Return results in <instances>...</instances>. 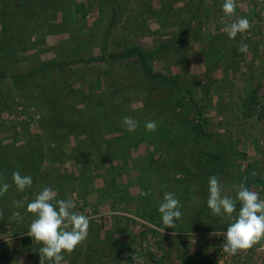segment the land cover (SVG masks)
Listing matches in <instances>:
<instances>
[{
	"label": "rangeland",
	"instance_id": "rangeland-1",
	"mask_svg": "<svg viewBox=\"0 0 264 264\" xmlns=\"http://www.w3.org/2000/svg\"><path fill=\"white\" fill-rule=\"evenodd\" d=\"M47 1L48 4L31 5L27 29L28 37L36 34L44 37V42L38 47L32 43L26 53L20 54L26 59L9 65L8 69L11 75L24 76L46 64V69L33 77L44 85L35 92L39 99H54L50 89L52 85H59L60 70L69 66L65 62L79 58V63L71 65L70 69L84 70L85 66L95 64V60H109L112 53L122 52L126 47L136 46L155 53L147 58L149 66L155 73L171 79L149 80L145 68L130 59L126 60L130 61L127 66L113 68L106 95L97 96L92 79L73 81L74 87L87 96L86 105L91 107L87 112L92 117L99 112L93 109L94 104L106 96L115 120L122 107L125 112L128 108L135 110L137 113L129 116L136 121V115L141 117L135 132L127 131L119 123L111 126L107 115L89 121L90 129H94V125L98 128V123L102 125L99 130L105 129L103 134L97 132L103 139L100 144L93 140L88 142L84 132L82 135L75 134L77 131L66 132L64 127L50 122L56 112H63L67 117L71 114L70 105L65 109L61 107V100L72 104L76 99L69 89L60 95L59 101L56 97L54 103L47 100L48 103L40 107L25 99L22 87L13 85L10 80L0 81L1 98L5 102L0 107L3 127H0V139L1 147H5H0V177L2 182L12 181V174L6 175L9 169L5 167L11 164L12 157L13 162L21 158L17 161L29 169V173L21 172V175H30L33 179L31 188L26 191L20 192L13 185L0 196L3 212L0 242H5L0 244V264H32L30 259L33 264L39 263L35 256L40 244L34 242V246L26 248L22 238L27 237L29 226L36 218L27 211V204L45 186L57 193V199L72 201L73 211L89 218L87 239L76 248L84 253L88 242L94 239L95 264H130L139 240L154 234L140 227L135 218L161 229L158 205L165 192L175 193L181 202L183 215L176 226L180 234L160 235L157 247L164 252V257L159 262L147 258L143 264L170 263L172 248L177 250L175 258L185 253L183 263L186 264H250L252 260L254 264H264L256 252L252 253L253 259L251 255L245 260L238 252L236 255L225 253L224 238L218 235L226 232L222 227L231 220L212 215L207 207L208 181L212 175L219 177L225 194L235 197L233 185L243 182L264 199V0H236L237 8L232 17L223 12L224 0H118L123 7L114 29L110 28L111 10L108 9L112 5L103 4L100 9L87 11L82 18L86 25L78 31L83 37L89 33L91 36L83 44L84 48L76 45L74 54L69 50L70 43L57 47L70 37L68 30H62L64 26L49 35L41 24L47 17L54 18V22L63 18V8L58 5L62 0ZM50 3L56 6L51 9ZM13 8L16 10V6ZM240 17H246L251 28L230 39L222 29ZM191 21L196 33L193 36L181 34V28ZM86 27L90 28L89 32ZM129 34L131 37L123 44ZM242 43L248 45L247 53L238 51ZM161 45L166 48L158 52ZM89 46L92 48L88 49ZM57 51H61V55ZM98 67L107 68L104 62H99ZM253 96L256 100L250 104L247 100ZM83 106L79 105L77 110ZM148 121L157 123L155 132L145 130ZM201 123L204 125L199 131ZM31 151L38 161L33 168L27 164ZM206 153L221 158L216 164L210 163L213 170L206 166V162L211 161ZM22 168L24 165L17 167L20 171ZM15 201H23L24 206L16 207ZM240 207L237 202V213ZM13 213H19L22 222L10 220ZM197 224H207L215 230L196 232ZM188 233L193 236L188 241L191 246H187L185 240L178 241L181 244L174 247L173 243L169 244L172 241H167L168 238H184L183 234ZM260 244L261 241L253 249ZM99 255L104 256L97 262Z\"/></svg>",
	"mask_w": 264,
	"mask_h": 264
},
{
	"label": "trees",
	"instance_id": "trees-1",
	"mask_svg": "<svg viewBox=\"0 0 264 264\" xmlns=\"http://www.w3.org/2000/svg\"><path fill=\"white\" fill-rule=\"evenodd\" d=\"M60 1V0H59ZM47 0H0V81H6V80H10L11 83L15 86H20L22 87L21 89V94L23 93L25 96V99L30 102L33 103L35 102V105L43 107L46 105L47 100L49 102L54 103L55 98L57 97V100H60V95L65 94V90L69 89L72 96L75 97V101L72 104L68 103V100H61V107L62 109H65L64 107H67L70 105L71 109V114L69 115V117H67L63 112L59 113L56 112L55 113V117H52V120H50V122L53 121V126L54 125H60L62 127H64L65 131L67 132H75V134L77 133L78 135H82L84 133L87 134V139L89 140L88 142H90L91 140H93L95 143L100 144L102 142L103 139H101V137L98 136V130L99 127L102 126L99 123L97 124L98 128H95L94 125V129H90L89 125L87 126V123L89 121H96L98 120V117H103L104 115L108 116V123L113 126L114 124L119 123L120 125H122V119L123 117L129 116V115H135V113H137L135 110H130L129 108L127 109L128 112H125V110L120 108L118 109L119 114L116 117V120L114 119V116L111 112L112 105L111 103L108 101L107 96L105 97L104 100H100L97 102V105L94 104L93 109L98 110L99 112H95L94 115H96L95 117H92V114H89L87 112V110H91V107L86 105V101H87V96L84 94V92H82L80 89L74 87V83L73 81H79V80H83L85 82H87L89 79L94 80L92 82L95 83L93 84L92 87H94L96 89V91L98 92V97H100L101 95L106 93H109L108 90V82L110 81L109 77L110 74H113V68L114 67H122L124 64H126V66L130 63V61H126V60H136L134 63L139 62L146 70V75L148 77V79H159V78H163L165 80L170 81L171 78L167 77L165 74L162 73H155L152 68L149 66L148 62H147V58L150 56H153V52L150 51H146L140 47H130V48H125V50H123L122 52H115L112 53L110 55V58L108 60L103 58L101 60H95V64H92L91 66H85L86 68L84 70H79L76 71L77 69H70L71 65H75L79 63V58H74L71 59V62H65L66 65H69L67 68H63L61 69V73L60 76L57 77L58 81H59V85H52V88L50 89V96L52 95V97L54 99L50 100V98H41L39 99L38 97H36L35 92H37V90L41 89L44 85L41 86L40 81H34L35 78H33L34 76H37L38 73L43 72V70L46 69V64H42L40 68H34L30 74H25L24 76H21L19 74H12L8 73V69H10L11 64H17L18 62H21L23 60H25L26 58H22L20 57V54L22 52L28 51L29 47L32 45V43H34L37 47L42 44V42H44V37H37L36 34L33 36H29L27 34V29L30 26V17H31V5L33 3H37V4H43V3H47ZM48 4V3H47ZM108 5L111 6V8L108 7L109 10V14H110V18H111V29H114L115 27V23L117 24L118 20H119V15L121 14V10L123 7V3H121L118 0H110L109 2L105 3L104 0L101 1H96L95 2H90V3H85L81 0L76 1V0H62L61 2L58 3V5H60L63 8V18L60 22H54L53 19L54 18H50L47 17V19L42 20L41 24L43 25L44 29L46 30V32L51 35L52 32H55L58 30L59 27L62 28V26H64V28H62V30L66 31L68 30L69 32V39L65 40L64 42H62L61 44H59L57 47H62L63 43H70L71 48H69V50L71 52H75V50H77L76 45H78V47L80 48H84L83 44L85 43L86 40H89L88 37L91 36L90 33L88 34L87 37H83L80 33H79V28L81 27H85V22H84V18L86 16L87 11L89 10H93V8H98L100 9L102 7V5ZM14 6H16V10L15 8H13ZM56 6V3H50V5H48V7H50L51 9H53ZM201 6V5H200ZM202 8V7H200ZM14 9V10H13ZM50 9V10H51ZM111 12V13H110ZM34 14V13H33ZM67 16V17H66ZM65 18V21H63V19ZM86 19V18H85ZM167 22V21H166ZM190 25H186L184 28H181L180 33L184 34H190V35H194L196 33L195 29L192 28V21L189 22ZM87 28V27H86ZM88 32L90 30V28H87ZM44 31V30H43ZM59 32V31H58ZM127 37H131V35L129 34L128 36H126V39L123 40V44L124 41L127 40ZM75 42V43H74ZM74 43V44H73ZM72 46L74 47V50L72 51ZM92 48L91 46L88 47ZM164 48H166L165 46L161 45L158 49L159 51L164 50ZM68 50V51H69ZM58 54L61 55V51H57ZM157 53V52H156ZM99 62H104L106 63V67L105 69H99L98 64ZM55 63V62H54ZM89 64V63H88ZM69 78L71 80H69ZM33 80V81H32ZM7 83V82H6ZM61 83V84H60ZM110 83V82H109ZM36 84V85H34ZM88 84V83H87ZM91 83L89 84V88L92 85ZM60 86V87H59ZM19 90V89H18ZM91 90V89H90ZM92 92V91H91ZM95 93V91H94ZM256 100V97H252L251 100H247L250 101L251 103H254ZM93 101V99H92ZM94 102V101H93ZM3 102V98H1V87H0V107L4 106ZM84 103V106H83ZM83 106L82 109L77 110L78 106ZM247 108L249 109V105H246ZM6 107H9L8 104ZM172 109L171 108H168ZM1 110V108H0ZM94 110V111H95ZM139 111V110H137ZM87 112V113H86ZM123 112H125V114H123ZM133 112V113H132ZM77 113L79 115H77ZM101 115V116H99ZM166 115H168L166 113ZM138 120V124L140 126L139 120L141 117H139V115L135 116ZM47 117H45L43 115V119L48 122V120L46 119ZM73 118L74 120L69 121L68 119ZM143 118V116H142ZM173 118V117H171ZM175 118V117H174ZM158 119V117H157ZM43 120V121H44ZM45 123V122H44ZM94 123V122H91ZM47 125V123H45V126ZM49 125V124H48ZM202 125H204L203 123H201L200 126H198V130L202 131ZM0 127H2V125H0ZM44 127V126H43ZM106 127V126H105ZM3 128V127H2ZM103 130H105L104 128L102 130H99L101 132V134H103ZM84 132V133H82ZM106 133H104L105 135ZM2 140L0 139V147L3 145ZM99 146V145H98ZM101 146V145H100ZM1 148H5V147H1ZM2 150V149H0ZM207 158H209V160L211 161H207L206 166L208 167L209 170H213L214 166H209L211 162H214V164H216L217 162H219L221 160L220 156H214L212 154H207L206 153ZM11 157V156H10ZM16 157V156H15ZM29 157H32L31 159ZM29 157H28V165L35 167L38 163L37 160L34 159L33 156V151L29 152ZM21 158H16V161H12L14 160L12 157L10 158V162L11 164H6L9 170L7 171L6 175L9 176V174H12L13 171L18 170L17 167H22V165H24V169L20 172L22 173H27L29 171L28 168H25L26 164L20 163L18 161H20ZM43 159V158H42ZM18 160V161H17ZM40 161V159H39ZM41 163V162H40ZM6 169V168H4ZM2 172V171H1ZM29 173V172H28ZM58 177V176H56ZM60 177V176H59ZM62 178V177H60ZM6 183H9L10 185H14L13 181H8ZM151 221L152 220H148ZM161 228H163V224L159 225ZM229 225L224 223V226L222 227V229H227ZM165 230H169L172 232H176L178 230L176 229H172V228H165ZM215 230L214 227L207 225V224H197L196 227L194 228V231L196 232H205V231H213ZM183 231V230H180ZM179 232V231H178ZM156 233V232H153ZM22 244L23 247H30L31 245H33V241L32 238L27 236L22 238Z\"/></svg>",
	"mask_w": 264,
	"mask_h": 264
},
{
	"label": "clouds",
	"instance_id": "clouds-1",
	"mask_svg": "<svg viewBox=\"0 0 264 264\" xmlns=\"http://www.w3.org/2000/svg\"><path fill=\"white\" fill-rule=\"evenodd\" d=\"M226 16L235 15L236 0H224L222 5ZM251 24L246 17H240L234 22L226 24L222 31L227 33L230 39H235L239 33L247 32ZM238 51L247 53V44H240ZM196 66V65H193ZM192 66V67H193ZM122 126L129 132H135L138 122L130 116L122 119ZM145 130L155 132L157 123L148 121ZM253 175H256L253 172ZM12 181L16 189L20 192L31 188L33 179L30 175H21L20 170L12 173ZM12 187L9 183L2 182L0 177V196H3ZM235 197L225 194L223 185L216 175H212L208 181L207 207L211 214L221 219L227 217L231 223L226 232L222 234L224 238L223 251L230 255H236L239 251L251 249L254 245L264 239V199L259 193L245 187L244 183L234 184ZM57 193L48 186L36 195L35 199L27 204V211L35 214V219L31 222L27 236L32 238L37 244L42 245L39 249V264H61L64 260V253L71 254L78 245L82 244L88 236L89 218L83 214L73 211L74 203L70 200L56 198ZM237 202L241 205L239 212H236ZM16 207H23V201H15ZM181 202L176 198L175 193L165 192L162 202L158 205L161 214L164 233L165 228L176 229L177 221L183 215ZM236 213V215H233ZM3 212L0 211V218ZM10 220L22 222L19 213H13ZM214 233H212L213 235ZM175 236V232L172 233Z\"/></svg>",
	"mask_w": 264,
	"mask_h": 264
},
{
	"label": "built area",
	"instance_id": "built-area-1",
	"mask_svg": "<svg viewBox=\"0 0 264 264\" xmlns=\"http://www.w3.org/2000/svg\"><path fill=\"white\" fill-rule=\"evenodd\" d=\"M135 220L140 222V227L143 226L145 227V229L148 228L149 231L151 230L152 232L156 233L151 235L153 236L151 238H143L139 240L137 248L131 256L130 264H143V261L147 258L152 259L155 262L161 261V259L164 257V252L157 247V240H159L160 235H172L173 232L164 231V233H162L160 229L154 226L153 224L138 220L137 218H135ZM8 234L10 235V231L8 232ZM222 234L223 233L218 235L219 238L220 236H222ZM3 243L5 242H0V244ZM253 247L246 251H239L238 256H240L242 260H245V258L251 256L252 253L256 252L261 257V260H264V239L261 240V244L259 245V247L256 248V250H254ZM225 259H227V257ZM222 263L223 262H221V264Z\"/></svg>",
	"mask_w": 264,
	"mask_h": 264
},
{
	"label": "crops",
	"instance_id": "crops-1",
	"mask_svg": "<svg viewBox=\"0 0 264 264\" xmlns=\"http://www.w3.org/2000/svg\"><path fill=\"white\" fill-rule=\"evenodd\" d=\"M178 234H180V233H178V232H176V234H175V236L176 235H178ZM184 235V238L183 237H175V238H168L167 239V241L169 242V241H172V242H169V244L170 243H173L172 245H173V247H174V245L175 246H179L181 243H177L178 241L180 242H183L184 240L185 241H187V246H191L190 244H189V242L188 241H191L190 240V238H193V236H192V233H188V234H183ZM34 242L35 241H33V245H31L30 247H26V248H31L32 246H34ZM176 242V243H175ZM191 243V242H190ZM35 244H36V242H35ZM88 249H87V251L86 252H84L85 253V255H83L84 253H81V252H79V249H78V251H77V248L71 253V254H69L68 256H66V255H64V260L61 262V264H95V256H94V254H95V246H96V244L94 243V239H93V241H92V243H89L88 242ZM42 245H39L38 246V249L41 247ZM79 248V247H78ZM98 248V247H97ZM175 251H177L176 249H174V248H172L171 249V251L170 252H172L173 253V260H170V263H168V264H186L185 262L183 263V261H185L184 259V252L182 253V254H179V255H177L176 256V258H175V256H174V254L176 253ZM37 254V256H35V259L37 260V261H39L40 260V257H39V252L38 253H36ZM124 254V253H123ZM102 256H104V255H99V256H96V261L98 262V260L102 257ZM250 257V256H249ZM253 257V255L251 256V259H253L252 258ZM250 259V258H249ZM250 259V260H251ZM253 262H250V264L251 263H253L254 264V260H252ZM32 262V264L34 263V261H33V259H30V263ZM39 264V263H38ZM46 264H47V262H46Z\"/></svg>",
	"mask_w": 264,
	"mask_h": 264
}]
</instances>
